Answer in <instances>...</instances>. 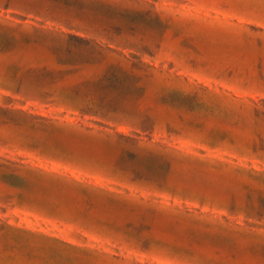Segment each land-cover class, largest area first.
<instances>
[{"label":"rangeland","instance_id":"obj_1","mask_svg":"<svg viewBox=\"0 0 264 264\" xmlns=\"http://www.w3.org/2000/svg\"><path fill=\"white\" fill-rule=\"evenodd\" d=\"M0 264H264V0H0Z\"/></svg>","mask_w":264,"mask_h":264}]
</instances>
